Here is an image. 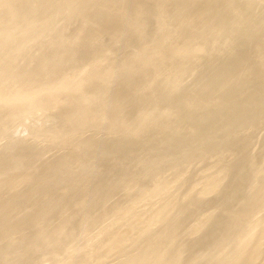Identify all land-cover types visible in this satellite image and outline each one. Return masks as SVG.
Returning <instances> with one entry per match:
<instances>
[{
    "label": "bare ground",
    "instance_id": "6f19581e",
    "mask_svg": "<svg viewBox=\"0 0 264 264\" xmlns=\"http://www.w3.org/2000/svg\"><path fill=\"white\" fill-rule=\"evenodd\" d=\"M98 18H111L106 30L125 41L115 60L95 55L91 43L105 31ZM149 20L157 34L147 41ZM80 43L93 62L77 60ZM200 52L230 62L208 57L204 70L215 71L194 80L207 61ZM260 67L264 0H0V130L43 111L32 146L0 149V264H264V148L254 153L243 136L264 119V98L237 94L264 93ZM67 108L66 117L51 114ZM117 136L143 148L119 137L104 153L101 139ZM52 150L59 154L46 159ZM218 151L235 159L221 161L225 185L196 188L199 177L180 170ZM81 161L82 176L70 174ZM167 170L180 179H155L145 194V180ZM130 181L139 189L129 193ZM148 199L152 214L130 223L128 204Z\"/></svg>",
    "mask_w": 264,
    "mask_h": 264
},
{
    "label": "rangeland",
    "instance_id": "374dc122",
    "mask_svg": "<svg viewBox=\"0 0 264 264\" xmlns=\"http://www.w3.org/2000/svg\"><path fill=\"white\" fill-rule=\"evenodd\" d=\"M42 1H44V0H42ZM56 1H59V0H56ZM189 10V8H188V6H186V5H184V7H181V9L179 10V13L181 14V15H183L185 12H187ZM152 13H150L149 15H151ZM100 18V17H99ZM97 19L98 20V22H99V24H100V26H102V28L104 27L105 28V31H102V32H99L98 34H97V36L95 37V40L91 43L92 44V46L94 47V48H96V52H95V55L96 54H100V55H106L107 57H108V59L109 60H115V58H116V54H117V51L118 50H120L121 48H123L125 45H124V42L125 41H122L120 38H118V37H116V36H113V35H111V34H109V33H112L111 31H112V28H110V26L112 27L113 25L111 24V25H109V23H111V22H109V20L112 18H109V20L108 19H104L103 21L107 24V22H108V26H107V29L109 30V28H110V32L108 31V30H106V24L105 23H103L102 22V20H100V19ZM151 18H153V14H152V17H150V19ZM113 19V18H112ZM107 20V21H106ZM114 20V19H113ZM153 22H154V19H151ZM150 21V20H149ZM76 22H78V23H73L72 24V26H71V28H73L75 25H77V26H79V24H81V22H80V20L79 21H76ZM61 22L60 21H58V22H56V24H60ZM103 23V24H102ZM150 23H151V21H150ZM123 24V23H122ZM121 24V22H120V25H122ZM154 24V23H153ZM153 24L151 23V25H152V27L149 29V30H147L149 33H150V35H149V37L147 36V35H145L144 37H146L147 39L148 38H150L151 36V38H155V36H156V32L154 31V33H152L153 32V28H155V27H153ZM175 22H169V24H168V27H170V28H173L174 26H175ZM82 25V24H81ZM80 25V26H81ZM105 25V26H104ZM55 26V25H54ZM77 26H75V27H77ZM79 26V27H80ZM75 27L73 28V30L71 31L70 29L68 30V32H66L67 34H69V35H72L73 34V32L75 31ZM109 27V28H108ZM78 28V27H77ZM88 28H91L90 27V25H89V27ZM88 28H86L85 27V31L89 34V32L92 34L93 32L92 31H89V30H93L94 32H95V28H97V27H95V28H91V29H89L88 30ZM102 28H98L99 29V31H100V29H102ZM50 30L48 29V30H46L45 32H49ZM71 31V32H70ZM83 32V35H88L86 32ZM96 31H97V29H96ZM147 31H146V33H147ZM183 31H185V30H183ZM183 31L181 32V33H183ZM71 34H70V33ZM109 32V33H108ZM186 32H187V30H186ZM145 33V34H146ZM156 33V34H155ZM180 33V36H179V34L178 35H176V37L174 38V43L175 44H178V43H181V42H183L184 40H182L181 38H183V37H181V35L182 36H185V35H183V34H181ZM185 33V32H184ZM231 32H219L218 33V35H220V36H222V37H226V38H229L232 34H230ZM66 34V35H67ZM154 34H155V36H154ZM186 34V33H185ZM180 38H179V37ZM186 37V36H185ZM181 40H179V39ZM127 39V38H126ZM125 39V40H126ZM146 39V40H147ZM178 40V42H176L177 40ZM127 40H130V42L132 41V39H127ZM145 40V41H146ZM149 40H151V39H148L147 41H149ZM83 41H85V40H82V41H80V42H82L83 43ZM137 41V40H136ZM15 41H13V43H14ZM88 41H85L84 43L86 44ZM133 42V41H132ZM82 43H80L81 44V46H79V48H80V50H82L83 49V51L82 52H84L83 53V55L81 56V54L79 55V53H78V61L79 60H81V58L80 57H82V61L84 62V63H91V62H93L95 59H94V57H95V55H93V52H94V50L92 49V46H90L91 44L89 43V46L91 47L90 48V50L92 49L93 50V52H92V55H89V54H91V51H89V48H87L86 46H85V44L83 45ZM88 43H87V46H88ZM79 44V45H80ZM132 44H135L134 42L132 43ZM86 48H85V47ZM259 47V46H258ZM79 48H78V50H79ZM255 48H257V47H255ZM260 48H263V47H260ZM84 49H85V51H84ZM236 49H238V47L236 48ZM259 49V48H258ZM258 49H257V52L256 53H258L259 51H258ZM79 50V51H80ZM89 51V52H88ZM239 51H240V49H239ZM245 52V51H247L246 49L245 50H242V52ZM89 53L88 55L86 54V53ZM241 52V51H240ZM80 53H81V51H80ZM242 54H244V53H242ZM202 55H205V56H202ZM218 54H216V55H213V56H209L208 55V57H213L214 59H215V56H217ZM80 56V57H79ZM198 56H199V59H198V62L201 60V58H202V60H203V62L207 59V61H205L206 63V65L203 63V62H201V63H203V67H202V64L200 65L199 63V67L198 66H196V68H194V69H196V71L195 70H193V72H196V75H195V73H193V75L194 76H192L191 78H193V77H195V76H197V74H198V78L200 77V78H203L204 76H199L201 73L203 74V75H205V73L206 74H208V75H211L214 71H215V69H216V67L215 66H213L214 67V71L213 70H211L213 67H210L208 70H206V72H205V68L206 67H204V66H207V63H209V61L211 60V58L209 59L208 57H207V54H202L201 52L198 54ZM202 56V57H201ZM204 57H206L205 59H204ZM218 57L219 56H217L216 57V59H218ZM220 57H222V61L221 60H219L220 59ZM220 57H219V59H218V61H217V63L220 61V64L218 63H216L217 65L216 66H218V65H220V67H222L223 65H222V63H225V61H227V57L225 56V58H227V59H225L222 55H220ZM241 57V56H240ZM243 57V56H242ZM241 57V58H242ZM80 58V59H79ZM212 58V59H213ZM215 59V60H216ZM201 60V61H202ZM230 59H228V62H230L229 61ZM213 61V60H212ZM224 61V62H223ZM234 61H236V60H234ZM215 63V61L214 62H212V64H214ZM231 64H233V65H235V62H233V59H232V63ZM209 66H207V68H208ZM219 67V66H218ZM202 68V69H201ZM206 68V69H207ZM201 69V70H200ZM262 70V71H264V67H260L259 68V70ZM198 70V71H197ZM200 70V71H199ZM208 71H210V72H208ZM198 72V73H197ZM210 73V74H209ZM201 74V75H202ZM149 75H151V74H149ZM205 76H207V75H205ZM209 76H207V77H205V78H208ZM187 78H188V76H187ZM186 78V83H187V81H190L191 80V82H188V84H190L191 85V83H192V80L193 79H191L190 77H189V79H187ZM197 77H195V79L194 80H197L198 79ZM199 78V79H200ZM204 78V79H205ZM193 80V81H194ZM253 82H257V85H258V82L259 81H253ZM194 83H195V81L192 83V85H194ZM158 84V81H156V83L154 82V83H152V85L150 86V88H149V90H148V94L150 93V91L154 88V87H156V85ZM188 84H186V85H188ZM254 84V83H253ZM256 84V83H255ZM253 85V86H256V85ZM251 85H252V82H251ZM189 87V86H188ZM191 87H193V86H191ZM183 88H187V86H185V84H184V86H183ZM251 88H253L252 90H251ZM257 87H247V89L245 90V92H237V94H239L241 97L243 96H245V98L246 97H251V96H247L248 94L249 95H251L252 93H253V91H254V94H256V95H254L253 97H251V99L252 100H249L250 102L251 101H255L254 103H258V102H261V100L264 98V93L263 92H259V90H257L256 89ZM249 89V90H248ZM113 90V89H112ZM111 90V91H112ZM255 90L258 92H255ZM248 91V92H247ZM251 91V92H250ZM247 92V93H246ZM251 94H250V93ZM263 93V94H262ZM236 94V97L238 96L239 98H236V99H238V100H240L241 98H240V96L239 95H237ZM242 94V95H241ZM70 95V94H69ZM256 96V97H255ZM261 96V97H260ZM258 97H260L261 98V100H260V98H258ZM245 98H243L244 100H245ZM256 100H255V99ZM264 100V99H263ZM212 106V105H211ZM210 106V107H211ZM250 108H252V107H250ZM70 112V110L67 108V109H56V110H53V112L51 113L52 115L53 114H56V115H60V116H62V115H64L65 117H66V114H68ZM43 113V111H38L36 114H32V115H28V116H24L23 118H18L17 120H14V121H12V122H10L9 123V125H8V127H7V129L5 130V132L3 133L1 130H0V149L1 148H4V147H6V146H13L15 149H16V147H20L19 149H24V148H27V147H29V146H32V143L34 142V140H35V136L38 134V129L40 128V126H41V124H37L36 123V121H37V117H38V115H40V114H42ZM261 123H257L256 124V127L254 126L253 127V129H251V130H248L247 131V133L246 134H243V136L245 137V141L243 140V136H240V138H238L237 140L239 141H235V140H233V142L232 143H237V144H235L234 146H237L238 145V147H233L234 148V150H236V154H238L239 152H238V148H240V147H243L244 145V147H246V145H250V144H252V146H250L251 148H252V150H253V148L255 149V150H253V151H256L257 149H258V151H259V153L260 152H262V150L260 151V148H262L261 146H263V148H264V119H262L261 121H260ZM254 130H255V132H254ZM238 131V130H237ZM254 132V133H253ZM94 133V134H93ZM98 133V130H95V132L93 131V132H88L87 133V135L88 136H92V135H95V134H97ZM251 134H253V135H251ZM248 135V136H247ZM119 137H120V139H119ZM115 140H113L112 141V139L111 138H104V139H101V140H103V143H102V141H100V139L98 140V141H100L99 143H101V145H102V148L104 149V153L105 152H108V151H110L111 150V147H113V145H114V143L116 142V140H118L119 139V141H121V142H125V144L126 145H128L129 144V147L130 148H132V149H142L143 147V143L142 142H140V141H138L137 139H132V138H128V139H126V138H124L123 136L121 137V136H117L116 138H114ZM112 142H111V141ZM127 140V141H126ZM129 140V141H128ZM137 140V142H135V141ZM109 141V142H108ZM243 141H244V145H242V143H243ZM249 141L251 142V143H249ZM126 142H128V144L126 143ZM247 144H246V143ZM133 143H134V145H133ZM113 144V145H112ZM239 144H240V146H239ZM136 145V146H135ZM242 145V146H241ZM111 146V147H110ZM134 146V147H133ZM21 147H23V148H21ZM250 147L248 146V148L250 149ZM72 148V147H71ZM69 149H70V147H69ZM68 148L67 149H65V150H63L62 152H59V151H57L58 149H55L57 152H59V153H61V154H59V153H57L55 150H54V152H53V150L45 157L46 159H48L49 157L51 158L52 157V155L51 154H53L54 153V155L56 154V155H58L57 157H59V156H62V154H64L65 153V151H67V150H69ZM128 149V148H127ZM249 149H247V150H249ZM251 149H250V151H252ZM258 151H256V152H254V153H257V154H259L258 153ZM56 152V153H55ZM244 152V151H243ZM245 152L246 153H248L247 151H246V149H245ZM244 152V154L243 153H241L243 156H245V153ZM155 153V152H154ZM239 155V156H242V155ZM119 155H125V150H123ZM248 155V154H247ZM123 157V159H125L126 157H124V156H122ZM231 156L230 155H226V154H223L221 151H218V152H215V153H213V154H211V157L208 159V160H206V161H204V163H200V162H198V161H194L191 165H186V166H183V168L180 170L181 172H182V174L184 173L185 174V176L186 177H188V176H192V175H190V174H193L194 176L196 175V176H198L199 177V179H200V183L196 186V188H205L206 186L208 187V186H216L217 185V183H222V184H224L225 185V182H226V178L225 177H223L221 174H220V170H221V161L222 162H224V163H228V167H229V165H230V161L232 162V160H233V157L232 158H230ZM238 158H242V157H236V161L238 162ZM240 160V159H239ZM128 161H130V160H128ZM234 162H235V159L233 160ZM131 162L132 163H136V160H131ZM233 162V164H235ZM236 162V163H237ZM128 163V162H127ZM104 164H106V166H108V164H110V166H111V169H113V167L115 166H117L116 167V172H120L121 173V167L120 166H118V165H116L115 163L113 164V163H111V162H108V159L107 158H105L102 162H101V165H104ZM232 164V165H233ZM89 164L86 162V161H81V162H78L77 164H75L73 167H72V169H71V173L70 174H72L73 176H76V177H81L82 176V172L84 171V169L88 166ZM46 166V165H45ZM113 166V167H112ZM136 167H137V165H135ZM176 169H178V168H176ZM177 172V170L175 171H171V170H167L166 172L165 171H162L161 172V174L159 175V177H157V178H151V177H148L146 180H145V187H146V192H145V194L147 193V192H149L150 191V189H152V188H154V186H152V185H154L156 182H155V179L156 180H162V183H166V182H168V181H170L169 179H171L172 178V176H174L172 179H180V176H178V174L176 173ZM217 173H219V175L217 174ZM221 175V176H220ZM128 187L130 188V190H129V193L132 191V192H134V191H136V190H138L139 189V187L133 182V181H130V183L128 184ZM180 191H182V189H180ZM144 194V195H145ZM144 198H149L148 196H145ZM143 199V198H142ZM150 200L148 199V200H145V202H143V203H139V202H130L129 204H128V206H133V203H135L134 205H136L135 206V208L131 211V213H130V216H129V218L128 219H130V223L131 222H134V221H140L141 219H143L144 218V216L146 215V214H148L149 216L152 214V208L151 207H153V208H156L157 207V204H154V205H152V204H150V202H149ZM83 207H85V205H83ZM213 211V210H212ZM209 213H211V211H205V213L202 215V218H206V216H208L209 215ZM145 225V223L144 224H142V223H139V224H137V226L138 227H142V226H144ZM118 227V226H117ZM125 229V227L123 226V229L121 228L120 229V232H122L123 230ZM264 243V242H263ZM95 253V252H94Z\"/></svg>",
    "mask_w": 264,
    "mask_h": 264
}]
</instances>
